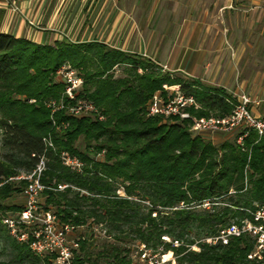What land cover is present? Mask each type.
Returning a JSON list of instances; mask_svg holds the SVG:
<instances>
[{
    "label": "trees",
    "instance_id": "trees-1",
    "mask_svg": "<svg viewBox=\"0 0 264 264\" xmlns=\"http://www.w3.org/2000/svg\"><path fill=\"white\" fill-rule=\"evenodd\" d=\"M63 63L81 78L74 99L90 101L92 115L66 113L74 100L55 80ZM117 66L121 74L114 77ZM162 85L192 97L196 107L186 111L194 118L224 117L236 104L222 88L165 72L146 57L103 43L39 44L0 32V217L22 207L9 200L25 181L8 178L29 172L43 157L41 209L74 228L103 224L110 240L80 235L72 264H133L128 249L120 246L127 241L135 248L171 249L176 264H260L246 258L252 249L247 236L225 245L199 240L240 217L234 208L264 202V137L242 126L225 134L199 133L189 120L148 116L147 102ZM51 101L64 107L51 112L46 106ZM203 134L231 137L213 143ZM47 138L51 146L44 144ZM60 153L78 159L80 171L63 166ZM206 199L211 200L208 209L194 210ZM0 243L10 246V258L0 264L39 260L1 222ZM194 244L196 252L188 249Z\"/></svg>",
    "mask_w": 264,
    "mask_h": 264
},
{
    "label": "crops",
    "instance_id": "crops-1",
    "mask_svg": "<svg viewBox=\"0 0 264 264\" xmlns=\"http://www.w3.org/2000/svg\"><path fill=\"white\" fill-rule=\"evenodd\" d=\"M261 0H0V32L39 44L99 42L163 71L247 96L264 118Z\"/></svg>",
    "mask_w": 264,
    "mask_h": 264
},
{
    "label": "built area",
    "instance_id": "built-area-1",
    "mask_svg": "<svg viewBox=\"0 0 264 264\" xmlns=\"http://www.w3.org/2000/svg\"><path fill=\"white\" fill-rule=\"evenodd\" d=\"M260 9L264 13V0H261ZM57 81L64 86L63 94L73 101L66 108V113L71 116L92 115L96 112L90 101L74 97L81 87L82 80L76 72L63 63L55 71ZM162 92L152 94L146 105L148 116L177 117L180 120H189L190 129L195 132L229 133L237 127L253 130L258 137H264V118L253 116L247 109L250 99L240 94L231 112L224 117L194 118L186 111L189 107H196L192 97L184 96L177 86L162 85ZM54 106L62 109L64 106L51 101L47 107ZM51 112H54L51 110ZM99 119L101 117H98ZM44 144L51 146L48 138L43 139ZM240 143V137L236 139ZM102 152L96 157H101ZM61 164L70 170L80 171L82 164L75 157L60 153ZM45 169V160L39 157L33 168L24 175L8 178L11 180H24L25 185L21 190L23 204L21 210L0 217L1 224L8 234L17 242H25L29 251L35 256L47 255L46 264H72L73 253L77 249V239H68L74 227L69 224H59L53 213L44 211L39 205V196L45 187L40 183V177ZM245 182V179H244ZM1 185V183H0ZM59 186L58 188H63ZM211 200H202L197 206L204 207ZM239 210L241 217L229 220L224 228L212 237V243L225 245L230 238L247 236L252 240V249L246 258L264 264V202L254 204L250 208H234ZM30 239V240H29ZM149 264V263H148ZM154 264H161L156 262Z\"/></svg>",
    "mask_w": 264,
    "mask_h": 264
},
{
    "label": "rangeland",
    "instance_id": "rangeland-1",
    "mask_svg": "<svg viewBox=\"0 0 264 264\" xmlns=\"http://www.w3.org/2000/svg\"><path fill=\"white\" fill-rule=\"evenodd\" d=\"M121 68H122L121 66H117L113 69L112 72H113L114 77L120 76ZM56 79L57 78L55 76V80ZM162 90H163V88H162ZM48 108L50 109V111L51 110H53V111L57 110L54 108V106H50ZM0 136H1V131H0ZM202 136L205 139H208L213 143H218L223 138L231 137L230 134L228 136L227 135H220V134H203ZM2 154H3V149L1 148V145H0V159L2 157ZM26 173L27 172L18 171L14 176H11V177H15L18 175H24ZM11 181L17 182V181H24V180H11ZM61 189L62 188H60L59 190H61ZM116 193L118 195H122V193H120L119 190H117ZM41 201H42V198L39 196V205L41 204ZM9 202L12 204H17V205L22 206L23 198H22L21 193L14 194L12 196V198L9 200ZM144 203L146 204V202H144ZM209 207H210V204H208V206H204V207L194 205V208H195L194 210H196L197 212H201L202 210H206ZM220 228L221 227H218V229H220ZM198 232L199 231H197V230H191L190 234L197 235ZM84 234L86 237L91 235L92 240H95L96 242H99L102 240L110 242L108 237H106L105 227L103 224L102 225L90 224L87 226L74 228L70 233H68V239L73 240V239L78 238L80 235H84ZM212 237H214V236L202 237L199 241L205 242L206 244H209V245H213L215 243H212V240H211ZM161 239L164 242L170 243V246H173V247L177 246L176 241H170V239L167 236H162ZM120 246H123L124 248L128 249V256L131 259L133 264H148V263L154 264L156 262V260H157V262H159L161 264H176L175 259H174V255H173V252L171 251V249H168L165 252H162V247L159 246V247H157V249L155 251H152V249H150V248H148V249L145 248L143 244H140L139 246H137V248H135L134 242H132V241H127L125 244H120ZM188 249L191 251H195V252L198 251V248L196 247L195 244L191 245ZM9 252H10V246L5 245L3 243H0V260H8L10 258ZM30 254L32 257H36L39 260L38 261H31V260L25 261L24 264H46L47 258L48 259L50 258V256H47V255L35 256L31 252H30ZM45 258H46V261H44Z\"/></svg>",
    "mask_w": 264,
    "mask_h": 264
}]
</instances>
